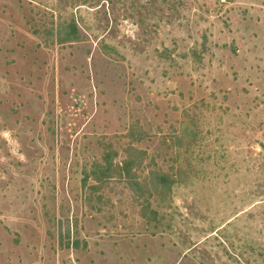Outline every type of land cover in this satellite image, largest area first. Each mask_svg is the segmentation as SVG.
I'll list each match as a JSON object with an SVG mask.
<instances>
[{"label":"rangeland","instance_id":"1","mask_svg":"<svg viewBox=\"0 0 264 264\" xmlns=\"http://www.w3.org/2000/svg\"><path fill=\"white\" fill-rule=\"evenodd\" d=\"M0 264H264V0H0Z\"/></svg>","mask_w":264,"mask_h":264},{"label":"trees","instance_id":"2","mask_svg":"<svg viewBox=\"0 0 264 264\" xmlns=\"http://www.w3.org/2000/svg\"><path fill=\"white\" fill-rule=\"evenodd\" d=\"M54 30L52 29V35H53V41H55L58 44H63V43H67V42H75V41H79L80 39V35H79V31L78 28L75 24L74 21H70L67 24H63V25H59L56 28V31L53 32ZM133 162L130 160L124 161L123 165L119 168L120 171L126 173L127 178L132 181V178L130 176V172L133 166ZM101 169V173H103V175L105 177H110L111 176V162H108V160H106V166L105 167H100ZM157 179V181L159 183H163V187L166 189H170L171 187V181L169 180V178L164 175V174H156V176L153 178V180L155 181ZM135 185L136 182H132ZM167 184V185H166ZM153 189H156L155 186H152Z\"/></svg>","mask_w":264,"mask_h":264}]
</instances>
